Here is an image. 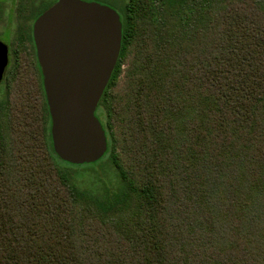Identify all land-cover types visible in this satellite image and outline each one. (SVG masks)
Here are the masks:
<instances>
[{
  "label": "trees",
  "instance_id": "16d2710c",
  "mask_svg": "<svg viewBox=\"0 0 264 264\" xmlns=\"http://www.w3.org/2000/svg\"><path fill=\"white\" fill-rule=\"evenodd\" d=\"M100 2L122 23L95 110L114 177L78 182L42 79L33 108L4 79L0 264H264V0Z\"/></svg>",
  "mask_w": 264,
  "mask_h": 264
},
{
  "label": "water",
  "instance_id": "95a60500",
  "mask_svg": "<svg viewBox=\"0 0 264 264\" xmlns=\"http://www.w3.org/2000/svg\"><path fill=\"white\" fill-rule=\"evenodd\" d=\"M121 39L119 13L98 2L59 0L35 22L52 145L64 161L95 162L107 150L95 110L117 63ZM6 62L7 47L0 42V81Z\"/></svg>",
  "mask_w": 264,
  "mask_h": 264
},
{
  "label": "flooded vegetation",
  "instance_id": "af4514ba",
  "mask_svg": "<svg viewBox=\"0 0 264 264\" xmlns=\"http://www.w3.org/2000/svg\"><path fill=\"white\" fill-rule=\"evenodd\" d=\"M59 0H0V42L7 47L2 80L42 79L34 40L35 22ZM98 2L100 0H83ZM44 88V86H43Z\"/></svg>",
  "mask_w": 264,
  "mask_h": 264
},
{
  "label": "rangeland",
  "instance_id": "374dc122",
  "mask_svg": "<svg viewBox=\"0 0 264 264\" xmlns=\"http://www.w3.org/2000/svg\"><path fill=\"white\" fill-rule=\"evenodd\" d=\"M10 83V82H9ZM11 89V96H16L18 98L19 103H23L24 105L33 108L32 104L35 103V80L34 79H12L9 84ZM2 91H6V86H1ZM30 104V105H29ZM100 162L94 163H86L83 164L78 169L80 170L79 176L77 177L78 182L82 181L84 184L89 185L94 178L100 176L104 180H108L112 175V172H105L100 168Z\"/></svg>",
  "mask_w": 264,
  "mask_h": 264
}]
</instances>
